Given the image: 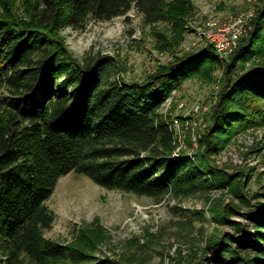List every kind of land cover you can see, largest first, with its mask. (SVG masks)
Listing matches in <instances>:
<instances>
[{"label": "trees", "instance_id": "obj_1", "mask_svg": "<svg viewBox=\"0 0 264 264\" xmlns=\"http://www.w3.org/2000/svg\"><path fill=\"white\" fill-rule=\"evenodd\" d=\"M133 6L148 22L171 20L164 0H42L28 19L0 14V264H113L44 236L54 220L46 201L62 176L73 171L108 189L156 198L204 192L230 179L211 155L240 129L264 124V66L245 68L264 56V2L227 60L208 44L143 81L121 77L110 55L79 58L67 47L62 30ZM210 63H223L225 75L200 139L204 149L175 152L160 109ZM248 216L252 229L237 245L231 236L209 245L213 257L203 264H264V205Z\"/></svg>", "mask_w": 264, "mask_h": 264}, {"label": "rangeland", "instance_id": "obj_2", "mask_svg": "<svg viewBox=\"0 0 264 264\" xmlns=\"http://www.w3.org/2000/svg\"><path fill=\"white\" fill-rule=\"evenodd\" d=\"M263 2L164 0L171 20L148 22L133 6L124 15L89 19L82 29L67 28L61 34L79 58L110 55L118 62L121 77L143 81L177 57L211 44L205 37L210 29L247 11L255 15ZM41 3L0 0V14L28 19L31 9ZM253 22L254 16L244 37L252 32ZM260 49L264 53V47ZM216 53L223 61L232 52L222 57ZM255 59L247 62L246 70L255 63L264 66V56ZM224 75L223 63L207 64L200 74L172 90L162 105L160 113L172 127L176 152L191 156L203 151L200 139L211 124ZM210 160L218 171L230 174L229 182L187 196L137 195L69 172L46 201L54 220L44 236L86 247L113 264H203L207 256L213 257L209 245L214 242L231 236L229 243L237 245L236 238L252 229L249 212L264 205V124L240 129Z\"/></svg>", "mask_w": 264, "mask_h": 264}, {"label": "built area", "instance_id": "obj_3", "mask_svg": "<svg viewBox=\"0 0 264 264\" xmlns=\"http://www.w3.org/2000/svg\"><path fill=\"white\" fill-rule=\"evenodd\" d=\"M251 23L252 21H247L244 24H234V16H231L228 20L227 30L218 31L217 27V29L214 28L212 32L207 33L205 36H211V44L223 55V51H234L239 40L245 36Z\"/></svg>", "mask_w": 264, "mask_h": 264}, {"label": "bare ground", "instance_id": "obj_4", "mask_svg": "<svg viewBox=\"0 0 264 264\" xmlns=\"http://www.w3.org/2000/svg\"><path fill=\"white\" fill-rule=\"evenodd\" d=\"M254 16V13L252 12V11H247V12H245V13H242L241 15H238V16H235L234 17V24H244L245 22H247V21H252V17ZM251 26V25H250ZM249 28H251V27H249ZM213 29L214 28H212V29H210L209 31H207L206 33H205V35L207 34V33H210V32H212L213 31ZM228 29V23H226L225 25H223V26H220V27H218V31H225V30H227ZM250 30V29H249ZM206 38H208L209 39V42L211 43V36H205ZM244 37V36H243ZM229 53H231V51H223V55H219V56H224V54L226 55V54H229ZM176 152V151H175Z\"/></svg>", "mask_w": 264, "mask_h": 264}]
</instances>
